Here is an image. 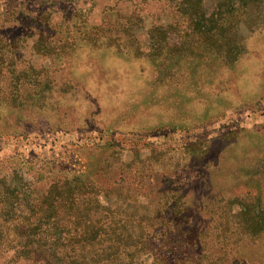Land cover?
<instances>
[{
  "label": "rangeland",
  "instance_id": "obj_1",
  "mask_svg": "<svg viewBox=\"0 0 264 264\" xmlns=\"http://www.w3.org/2000/svg\"><path fill=\"white\" fill-rule=\"evenodd\" d=\"M221 1L199 14L221 24ZM198 2L0 0V178L82 184L57 230L152 235L125 246L135 262L264 264V226L238 227L264 219V0L210 43L208 21L185 35Z\"/></svg>",
  "mask_w": 264,
  "mask_h": 264
},
{
  "label": "trees",
  "instance_id": "obj_2",
  "mask_svg": "<svg viewBox=\"0 0 264 264\" xmlns=\"http://www.w3.org/2000/svg\"><path fill=\"white\" fill-rule=\"evenodd\" d=\"M257 0H223L219 4L227 6L225 11L227 14L223 18V22L218 23L217 18H204L203 13L199 14L201 0L198 3H192V8L188 16V28L185 35L193 37L202 36V33L195 32L194 25L198 26L200 22L208 21L209 27H206L205 41H210L212 38L222 34L225 30V21H231L237 24L243 18V15H249V11ZM187 4H190L186 2ZM199 5V6H198ZM196 6L198 8H196ZM228 7L230 10H228ZM236 9V10H235ZM236 14H234L235 12ZM192 26V27H191ZM215 30L214 33L212 31ZM218 30V31H217ZM221 32V33H220ZM194 37V39H196ZM4 36L0 30V42ZM217 41L213 42L212 46ZM230 44V42L228 43ZM226 45V44H225ZM215 47V46H214ZM194 44L189 45L191 53ZM216 48V47H215ZM0 50V61L3 59V53ZM2 62V61H1ZM0 62V63H1ZM2 73L0 69V81H2ZM6 95L0 87V99L5 100ZM65 185L61 187L53 186L41 196H22L21 191L17 186L8 185L5 178H0V264H71L69 258L72 253L76 254L77 263L82 264L84 260L86 264H148L146 262H135L134 258L136 251L126 250L125 246L133 245L136 242L144 243L145 247H149L150 243L154 242L152 235L141 234H118L115 232L105 233L102 236L97 232H90L86 229L84 232H76L75 235H68L67 231L57 230L58 227H65L66 222H60L58 215L59 209L66 208L67 203L73 200V196L83 195L86 193L84 186L76 187ZM69 201V202H68ZM257 207V206H255ZM253 211L251 217L244 221V225L239 224L238 227L244 233H248L249 238H259L264 219L258 216L254 211V207H246L242 214L249 215L250 209ZM56 216L58 218H56ZM250 221V223H249ZM258 226L261 228L257 229ZM256 227V229H253ZM195 236L188 238L190 241H195ZM108 241V245L99 248L86 249L87 245L95 246L97 243ZM71 243L77 245L75 250H68ZM122 243V249H113L114 244ZM73 244H71L72 246ZM180 259L169 261L166 252L154 255L153 261L149 264H177Z\"/></svg>",
  "mask_w": 264,
  "mask_h": 264
}]
</instances>
